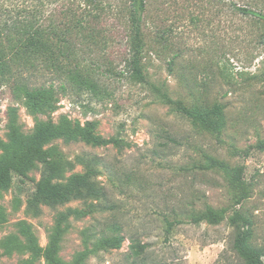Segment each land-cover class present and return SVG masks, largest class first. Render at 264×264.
Instances as JSON below:
<instances>
[{"label":"rangeland","instance_id":"1","mask_svg":"<svg viewBox=\"0 0 264 264\" xmlns=\"http://www.w3.org/2000/svg\"><path fill=\"white\" fill-rule=\"evenodd\" d=\"M0 0V23L37 13V1ZM80 0H46L42 7L44 25L61 23L67 4ZM94 23V35L74 33L75 60L99 79L103 91L60 95L55 110L34 112L9 84L0 86V139L9 141L8 113L18 112L26 134L39 120L58 123L63 115L73 120L96 122L102 138L120 137L124 146L93 144L84 139L57 138L58 147L73 167L57 181L66 183L86 171L78 157H86L98 171L114 209H104L99 200L72 198L40 213L28 208V195L42 176V165L14 174L12 185L0 190V205L6 219L0 222V264H73L75 255L108 232L115 222L125 236L121 248L92 254L85 264H244L233 248V191L223 172L202 170L203 152L226 161L230 167L244 165L246 177L256 183L245 202L255 211L257 224L252 243L264 246V20L234 8L248 4L264 12V3L252 0H147L144 13L143 70L148 81L166 89L186 103L207 93L211 106L224 103L227 126L221 133L196 127L173 110L145 83L127 69L130 54L128 3L110 0ZM36 5L37 8H33ZM40 9V8H39ZM85 30L84 33H87ZM83 33V34H84ZM32 83L60 85L53 74L27 71ZM4 161L0 150V164ZM258 189V190H257ZM209 204L225 211L219 224L193 223L187 212ZM239 207V206H238ZM172 221V226L167 220ZM31 226L39 244L46 247L60 225L64 229L60 251L52 258L33 260L29 250L7 253L5 241L17 235L26 241L21 222ZM139 241L146 250L136 257L131 244Z\"/></svg>","mask_w":264,"mask_h":264},{"label":"trees","instance_id":"2","mask_svg":"<svg viewBox=\"0 0 264 264\" xmlns=\"http://www.w3.org/2000/svg\"><path fill=\"white\" fill-rule=\"evenodd\" d=\"M37 13L29 11V16H19L12 19L10 25L0 23V86L9 84L16 95H22L23 103L34 112L55 110L60 102V95L65 96L70 91L78 93L90 91L101 93V83L91 72L84 69L75 60L76 43L71 36L76 33L84 38H91L94 33V23L108 8H112L110 0H80L77 5L67 4L63 10L61 23L44 25L42 21V7L46 0H36ZM128 3L126 19L129 24L128 42L130 54L127 59V69L140 83H145L160 96V98L178 113L188 118L196 127L212 133H221L227 126L226 106L221 102H214L211 106L206 103L207 93H199L191 103L182 99L173 98L160 85L148 81L143 70L144 13L147 9V0H124ZM255 3H264V0H252ZM30 3V7L34 4ZM6 6L0 4V11ZM40 8V9H39ZM234 8L246 15H253L264 20V12L248 4L235 3ZM88 30L87 33H84ZM84 33V34H83ZM44 70L53 74L60 85L54 80L50 84H36L30 81L27 71L34 74ZM9 141L0 139V150L4 161L0 164V190L8 189L13 182L14 174L22 175L25 171L42 165V176L36 183L34 190L28 195V208L40 213L41 205L57 207L69 202L72 198H92L103 202L104 209H114L116 205L110 202L107 190L98 182V171L90 161L83 156L78 162L85 166L84 173L75 174L70 181H57L63 177L66 169L73 167V162L66 159L64 153L56 146L49 145L57 138L68 140L84 139L93 144L114 143L124 146L123 138L105 139L95 133L96 122L73 120L63 115L58 123L39 120L32 134H26L19 122L18 112L11 107L8 113ZM264 150V142L256 145ZM204 161L197 163L202 170L223 172L229 180L228 185L233 191L235 210L229 221L234 228L233 248L244 264H264V246L252 243L257 224V209H246L244 204L254 194L256 183L246 177L244 165L230 167V165L212 154L203 152ZM258 190V189H257ZM239 206V207H238ZM193 223L207 221L210 224H219L225 218V211H218L207 204L204 209H192L187 212ZM6 214L0 205V222H4ZM172 226V221L167 220ZM26 241L17 235L10 236L4 243L7 253L15 250H29L31 260L46 256L54 257L61 249L64 229L59 225L50 244L43 247L26 221L21 222ZM121 225L115 222L108 232H104L96 245L78 252L73 264H85L92 254L101 250L110 251L121 248L125 236L119 232ZM146 245L139 241L131 244V252L140 257L146 250Z\"/></svg>","mask_w":264,"mask_h":264}]
</instances>
